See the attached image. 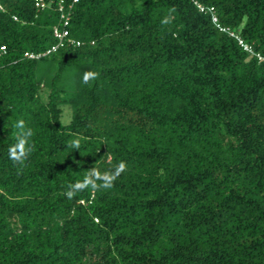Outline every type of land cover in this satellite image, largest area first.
<instances>
[{"label": "trees", "instance_id": "16d2710c", "mask_svg": "<svg viewBox=\"0 0 264 264\" xmlns=\"http://www.w3.org/2000/svg\"><path fill=\"white\" fill-rule=\"evenodd\" d=\"M59 2L0 0V264H264V0Z\"/></svg>", "mask_w": 264, "mask_h": 264}, {"label": "clouds", "instance_id": "9594fccd", "mask_svg": "<svg viewBox=\"0 0 264 264\" xmlns=\"http://www.w3.org/2000/svg\"><path fill=\"white\" fill-rule=\"evenodd\" d=\"M176 9L170 8L168 13L163 17L161 23L163 25H170L173 22ZM175 36V33H173ZM99 73L95 71H85L82 78L83 84H89L92 81L98 79ZM14 137L16 143L8 148V157L17 166V170L21 171L22 166L25 165L29 159L30 154L33 152L34 145L30 143V139L33 136L31 128L27 127L26 122L23 119H19L13 125ZM68 147L79 150L81 147V141L79 138L73 139L68 142ZM111 159V158H109ZM127 170V164L124 161H120L113 168L101 172L99 167L94 165L91 169L87 170L82 180H77L74 183H69L66 187V196L72 199L78 192L86 189L92 190H108L114 187L115 181Z\"/></svg>", "mask_w": 264, "mask_h": 264}, {"label": "built area", "instance_id": "2783aa9c", "mask_svg": "<svg viewBox=\"0 0 264 264\" xmlns=\"http://www.w3.org/2000/svg\"><path fill=\"white\" fill-rule=\"evenodd\" d=\"M34 1H35V5H36L37 7H43V6L45 5L44 0H34ZM77 1H78V0H72L71 3H75V2H77ZM63 3H64V0H60V2H59V9H60L61 11L64 9V5H63ZM199 7H200L201 9L203 8V7L200 6V5H199ZM61 17L64 19V21H63V26H64V25H66L67 22H68V15H67V13H65L64 11H62ZM213 20L215 21L216 18L213 17ZM67 32H68V31H67L66 28H62L61 30H60V29H57V28L54 29V35L58 38V43H56L55 45H53V46L51 47V50H55V49L58 47V45H60V44L63 43L64 39H65L66 36H67ZM77 44H78V42H77ZM47 52H49V50H48ZM25 55H26L27 57H30V58L38 57V56H39V54H33V53H28V52L25 53Z\"/></svg>", "mask_w": 264, "mask_h": 264}, {"label": "rangeland", "instance_id": "374dc122", "mask_svg": "<svg viewBox=\"0 0 264 264\" xmlns=\"http://www.w3.org/2000/svg\"><path fill=\"white\" fill-rule=\"evenodd\" d=\"M46 95V91H42V98L44 99ZM71 108L64 106V110L61 116V120L62 122H68L70 120L71 117Z\"/></svg>", "mask_w": 264, "mask_h": 264}]
</instances>
